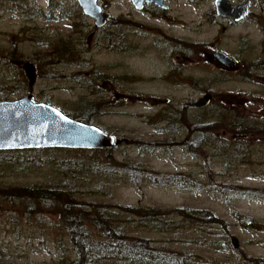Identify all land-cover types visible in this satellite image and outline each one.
<instances>
[{
	"label": "rangeland",
	"instance_id": "rangeland-1",
	"mask_svg": "<svg viewBox=\"0 0 264 264\" xmlns=\"http://www.w3.org/2000/svg\"><path fill=\"white\" fill-rule=\"evenodd\" d=\"M16 1L0 0V60L12 56L10 66L15 69L11 71L0 66V101L16 100L32 93L35 101L49 102L75 113L86 109L84 106L90 103L97 104L94 109L100 111L95 119L98 127L121 141L112 147V155L117 161L140 163L164 176L178 174L186 184L206 181L200 158L187 151L186 144L191 136L188 135L190 123L187 119L197 111L185 109L183 105L209 92L214 108L264 117V70H257L251 76L242 75L238 70L227 74L208 66L203 56V50H209L214 43L236 56L240 64L242 59L254 62L258 54L255 44L250 49L252 52L240 51L238 35L244 29L233 30L224 36L203 28V34L196 36L191 11L179 7L183 23L175 27L161 26L167 33L161 39L164 41L161 47L154 42L159 37L155 29L134 27V32L130 30L128 36L134 50L115 53L101 38L100 43H94L97 38L90 28L92 20L84 18L82 12L72 11L69 16V13L63 16L48 8L49 0H22L18 5ZM110 12L127 14L128 9L113 4ZM27 13L34 17L29 18ZM79 31L85 41H90V48L87 46V53L83 55L89 64L75 67L64 65L63 60H51L54 46L57 51L65 52L64 44L70 46V40L78 36ZM172 36L180 37L177 47L171 42ZM196 39L200 41L197 49L193 48ZM25 62L35 65L32 83L25 74ZM51 62L62 63L52 68ZM156 74L163 77L157 79ZM74 75L77 80H73ZM80 79L92 80L95 85L91 86L90 81L89 85L82 86ZM207 87L210 90L205 91ZM164 115L176 122L170 133L161 129L167 127L161 120ZM248 142L252 151L257 150L250 162L225 169L221 160L215 159L213 171L221 173L215 176L216 181L236 185L239 191L264 187V158H260L264 154V135L253 134ZM64 155L59 152L57 158ZM55 178L53 169L45 164L32 166L19 175L9 172L0 177V184L24 182L29 185ZM104 187V196L86 194L84 201L198 210L218 220L213 225L192 223L189 228L169 234H144L163 253L171 250L169 248L177 249L179 256L189 259L191 264L243 263L244 256L264 264V201L232 197L229 186H225L223 196L218 193L213 196L210 191L178 190L150 183L139 187L130 183H106ZM3 207H0V264H63L59 260L75 257L54 217L48 216L47 221H52L56 228L36 226L32 224L34 221L27 223L20 219L12 223ZM251 220L255 225H251ZM232 237L240 242L238 250L231 247Z\"/></svg>",
	"mask_w": 264,
	"mask_h": 264
},
{
	"label": "trees",
	"instance_id": "trees-1",
	"mask_svg": "<svg viewBox=\"0 0 264 264\" xmlns=\"http://www.w3.org/2000/svg\"><path fill=\"white\" fill-rule=\"evenodd\" d=\"M16 3H22V0H17ZM37 15L41 14L38 12ZM27 16L33 17L31 13H27ZM11 59L12 56H8L5 61ZM9 69L15 71L12 67ZM96 106L97 104L90 103L84 106L86 109L76 113L64 108L60 110L73 119L98 126L95 119L100 111L94 109ZM193 109L197 114L187 119L190 123L188 135H191H187V151L200 158L206 181L186 184L178 174L164 176L155 174L140 163L117 161L112 155L114 147L5 150L0 151V177L9 172L23 174L32 166L48 164L56 178L29 185L24 182L0 184V207H6L12 223L20 219L27 223L34 221L32 224L36 226L49 225L50 228H56L52 221H47L48 216L54 217L57 227L63 230L62 234L68 238L75 255L74 258H63L59 263L191 264L189 259L179 256L177 249L169 248L171 250L165 251L166 253L156 249L144 234H169L199 222L213 225L218 220L209 213L179 208L87 203L83 198L86 194L93 197L104 196L106 183H130L138 187L143 183H150L178 190L210 191L213 196L217 193L223 196L225 186H229L232 197L264 201V187L239 191L236 185L216 181L215 176L221 173L213 171L215 159L221 160V166L225 169L251 161L257 150L252 151V145L248 141L253 134L264 135V117L233 113L228 108H214L212 103ZM161 120L167 126L161 128L163 131L170 133L175 129L173 126L176 127V122L172 117L164 115ZM59 152L65 154V159L57 158ZM260 158H264V154ZM251 225H255L252 220ZM242 261L243 263L239 261L234 264H257L259 260L244 256ZM258 264H262V261Z\"/></svg>",
	"mask_w": 264,
	"mask_h": 264
},
{
	"label": "flooded vegetation",
	"instance_id": "flooded-vegetation-1",
	"mask_svg": "<svg viewBox=\"0 0 264 264\" xmlns=\"http://www.w3.org/2000/svg\"><path fill=\"white\" fill-rule=\"evenodd\" d=\"M49 1L48 8L59 11L61 13L60 15L64 16L66 13H69L67 14V16H69L72 11H75L79 13L82 12L84 18L91 19L92 25L89 27L96 32L95 38H97L94 43H100L102 39V41H106L111 45H109V47L115 53L120 51L121 53H130L134 50V47L128 42L130 30L134 29V27L155 29L159 37L156 38L154 42L161 47L162 42H164L161 41V39L167 36V33L161 29V26L163 24H167L168 27L182 25L183 15L179 7H185L191 11V22L195 29L194 33L196 36L203 34V28H209L210 31L215 30L216 34L224 36H228L233 30L244 29V31H241L240 35H238L240 40V51L243 53L252 52L250 49H253V44H255L258 54L254 62L248 61L247 59L244 61V59H242V63L240 64L236 56L212 43V47L209 50H203V56L208 66L227 74L238 70L240 74L248 76L256 73L257 70H264V0H96L101 11L108 15L106 22L102 26H96L94 19L83 13V8L78 0ZM113 4L128 9V13H117L113 15L110 12ZM83 22L86 23L85 21ZM132 31L134 32V30ZM82 36V31H79V35L70 40L72 42L68 41L71 43L70 46L64 44L65 46L63 49L65 52L63 53L59 51L60 49L58 52L57 46H54L50 59L56 60L57 62L58 60H63V64L67 66L71 65L78 67L89 64L86 58L85 60L83 59V55L87 53L86 47L88 46V48H90V41H85L86 39ZM91 36L92 35H90L89 38H91ZM171 38V42L176 44L175 47H177V42L180 41V37L172 36ZM199 44L200 41L198 39L194 40L193 48L195 47L197 49ZM214 51H223L232 57L236 62L235 67L226 68L218 66L215 61L207 59L206 56ZM12 53L15 56L17 55L14 51H12ZM171 55L173 56L174 53L171 52ZM178 56L179 55L176 54L177 58ZM1 62L5 69L11 68L10 60L6 62L5 59H1ZM60 63L51 62V67L53 68ZM13 70L15 69L13 68ZM154 77L161 79L163 76L161 74H156ZM73 80H77L76 76ZM79 81H83L82 86L89 85L90 81L91 86L95 85L92 80L87 81L86 79H80ZM103 84L106 85V82L104 81ZM204 90L208 91L210 88L207 87Z\"/></svg>",
	"mask_w": 264,
	"mask_h": 264
},
{
	"label": "water",
	"instance_id": "water-1",
	"mask_svg": "<svg viewBox=\"0 0 264 264\" xmlns=\"http://www.w3.org/2000/svg\"><path fill=\"white\" fill-rule=\"evenodd\" d=\"M83 13L92 19L96 26H102L108 15L101 11L96 0H78ZM207 59L218 66L234 68L235 60L223 51L208 54ZM29 83L35 77V65H23ZM212 95L204 93L186 102L184 108H199L210 104ZM120 139L100 127L73 119L59 108L35 101L32 93L16 100L0 101V151L66 148V149H107L120 144ZM231 247L238 250L240 242L231 238Z\"/></svg>",
	"mask_w": 264,
	"mask_h": 264
}]
</instances>
